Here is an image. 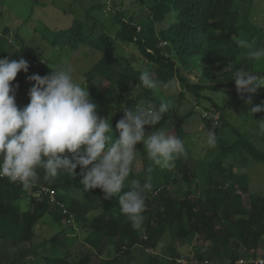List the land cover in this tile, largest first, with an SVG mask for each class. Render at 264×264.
I'll return each mask as SVG.
<instances>
[{
    "label": "trees",
    "instance_id": "16d2710c",
    "mask_svg": "<svg viewBox=\"0 0 264 264\" xmlns=\"http://www.w3.org/2000/svg\"><path fill=\"white\" fill-rule=\"evenodd\" d=\"M254 0H150L149 13L146 21H140L132 16L126 17L124 13H116L114 21L119 23L115 36L104 32L97 37L84 32V25L80 20H76L67 28L55 32L52 40L54 46L69 47L77 49L80 45L91 46L103 53V56L91 70L86 73V86L90 88L93 95L97 96L93 80L100 74L103 77L111 79L113 84H117L123 94L118 101L121 109L132 108L136 106H149L158 108L162 101L170 102L161 87L174 78H178L184 89L195 95L197 101L202 98H209L214 109H209V118L207 125L212 124L214 135L218 141L220 129L230 127L238 136L231 144H224L221 141L220 156L208 164L204 175L208 181L206 191L207 198H185L171 196L167 193V188H162L172 177V170H166L162 173V178L158 181L156 172L152 176L153 189L147 193V208L144 212V221L140 229H133L131 222L120 211L118 197L111 200H104L102 190L99 188L91 191H85L80 183L81 176L75 178L67 175H59L54 182H46L43 179L44 171L39 170L40 180L30 190H24L20 183H12L8 179L0 181V239H12L17 241L29 242L34 238V227L38 221L48 212H51L54 219L58 222H65L60 206L52 203L49 199L39 200L34 196L35 190L41 185H47L56 189L58 199L65 203L66 207L74 216V223H78L82 228L89 227L92 235L89 237L98 249L101 250L99 239L104 237L107 244H115L118 254L114 257L102 258L99 264H119L122 254H129L140 241L144 245L157 248L158 243L164 235L172 231L179 239L196 242L198 259L208 256L206 244H211V258L213 263L231 264L240 257H251L258 255L260 243L264 239V195L251 193L249 195L248 207L243 206L240 194L236 190V181L234 178L243 176L235 175L230 169L229 175L224 166V157L228 152L240 149L255 161L264 163V150L247 136H242L236 130V127L229 124L223 115L215 119L213 113H217L220 105L210 96H204L202 92L209 90H226L229 87H237L233 77L240 69L264 77V71L256 68L257 60H248L247 49L238 46L237 41L246 39L253 43L254 48L264 47V29L250 20L251 6ZM168 17L171 21L166 26H161V22L166 21ZM156 24L160 29H156ZM10 29L6 27L0 35V58L10 57L8 46L12 40L9 39ZM17 40V38L15 37ZM118 41H124L135 44L143 57L152 64L150 69H145L152 74V77L159 82L156 90L145 88L139 80L140 73L131 65L126 64L121 67L118 76L115 77V68L111 63V58L115 54ZM166 42L171 47V52L167 53L161 43ZM25 54L32 56V60H40L37 68L42 76L41 66L46 62L39 58L30 47L23 48ZM17 57L19 52L14 51ZM174 55L177 59L174 58ZM181 66L178 65V61ZM205 62L203 65V78L215 81L219 76L228 77L230 81L220 84L193 82L187 76L181 73L182 68L191 67L192 61ZM34 67V69L36 68ZM194 67V66H193ZM131 82L138 89V93L133 95V89L128 86ZM13 85L19 84L15 96L21 90L24 83V71L18 72L16 79L11 82ZM34 81H30V86ZM21 86V87H20ZM235 93L239 94L236 90ZM11 94V93H10ZM183 95V92L180 93ZM240 95V94H239ZM248 94H245L247 97ZM264 102V87L258 89L256 94L252 95L251 107ZM250 107V108H251ZM212 108V107H211ZM223 111V109H222ZM113 126L114 134L117 122ZM172 108L163 115V119L156 126L157 129H163L168 125L172 118ZM203 116V115H202ZM249 116L258 122L264 120V111L251 113ZM211 118V120H209ZM224 119V120H223ZM184 119L175 125L176 136L183 138L184 132L181 125ZM146 131L151 132V126H145ZM140 146L143 156V168L140 172L135 170L134 161L130 179H139L143 183L146 179L147 168L149 167L148 157ZM178 165V162L176 163ZM232 164H230V168ZM188 168L183 169V178L185 182L190 183L188 177ZM77 173L81 169L78 166ZM222 173L224 182H215L214 173ZM227 172V171H226ZM140 173V174H139ZM139 174V175H138ZM82 190L89 202L101 204L103 214L90 219L87 216L88 206L78 200H71L69 203L62 194L69 190ZM31 192V207L22 210L16 203L17 200ZM156 194V195H155ZM67 224V223H66ZM143 231V232H141ZM57 236L52 238L56 239ZM175 253L170 260V264H178L179 256ZM90 254H85L73 261L68 257L47 256L46 264H89ZM216 261V262H215Z\"/></svg>",
    "mask_w": 264,
    "mask_h": 264
},
{
    "label": "rangeland",
    "instance_id": "374dc122",
    "mask_svg": "<svg viewBox=\"0 0 264 264\" xmlns=\"http://www.w3.org/2000/svg\"><path fill=\"white\" fill-rule=\"evenodd\" d=\"M149 2L150 0H0V35L6 27L10 29L8 37L12 42L8 46V50L11 52L9 59L17 61L20 58L26 61L32 59V56L23 51V48L30 47L39 58L46 60L41 66L42 71H44L42 76L53 72V68H60L67 64L73 69L74 78L87 87L85 74L100 62L103 53L88 45H80L77 49L60 45L54 46L52 40L55 32L71 26L76 20H80L84 25L83 30L86 34L97 37L108 32L115 36L119 23L114 21V15L124 13L127 15L126 17L132 16L140 21H146L149 13ZM249 17L253 23L264 29V0H254ZM170 21L171 18L168 17L160 25L166 26ZM156 29H160L158 24H156ZM16 50L20 53L18 57L13 54ZM174 58L177 59L175 55ZM111 63L115 68V77L118 76L121 67L126 64L142 70L152 67V64L143 57L135 44L124 41H118ZM178 65L181 66L180 61H178ZM203 65L205 62L201 63V60L192 61L191 67L182 68L181 73L193 82L204 81L209 84H220L230 81L228 77L221 78L220 76L213 82L203 78ZM256 68L264 71V57L256 61ZM39 71L40 69L36 67L29 69L27 73L24 72V83L15 96L19 108L22 109L30 103L29 90L31 86L28 77L33 74L40 75ZM259 77L264 79L262 76ZM92 82L98 95H93L89 88L90 99L97 105L99 116L110 117L113 127L123 112V107L121 109V106H118V101L123 94L127 93L122 92L120 87L113 84L110 78L100 74ZM165 85L159 90L168 97L173 115L168 125L163 129L176 136L175 125L184 119L181 125V130L184 132L182 140L185 142L188 156L177 161L178 165L174 168L171 179L163 184L162 188L166 187L167 193L171 196H179L182 199L192 197L205 200L208 181L204 173L208 164L220 156L221 141L224 144H231L238 135L230 127L221 128L219 135L221 141L217 140L215 148H209L206 143V135L208 132L215 133L212 124L216 121L207 125L204 114L205 111L208 112L215 108L213 102L206 97L197 101L195 95L186 91L177 77ZM128 86L133 89V95L138 93V89L131 82L128 83ZM236 90L237 87L235 86L218 91L206 89L202 94L210 96L220 105L219 109H215L217 110L216 116L223 115L229 124L236 127L239 134L247 136L264 150V135L259 130V123L261 122L249 116L251 104L245 103L247 97L241 99V96L235 93ZM181 92L183 95H180ZM206 117L209 118V116ZM112 135L115 139L114 131ZM135 162V170L140 172L144 164L138 144ZM148 162L149 165L152 164L149 159ZM230 164H232L231 168ZM224 166L227 169V172L225 171L227 175L232 169L235 175L243 176L240 179H233L236 181L235 188L240 194L243 206L248 207L251 193L264 195V163L255 161L251 156L237 149L226 154ZM184 168H188L190 183L185 182L182 176ZM157 171L156 176L159 181L166 169L154 167L153 172L157 173ZM213 176L215 182H224L225 178L222 173L216 172ZM30 193L27 192L26 196L16 201L23 211L31 207L32 195ZM62 194L69 203L71 200H78L82 204H86L89 208L87 216L90 219L103 214L102 205L89 202L82 190H69L62 192ZM34 232V238L29 242L0 239V264H46L47 256L68 257L70 260L76 261L85 254L91 256L89 264H99L102 258L114 257L118 254L116 245L107 244L104 237L99 239L101 250L98 249L89 238L92 235V230L89 227L82 228L78 223L68 225L62 221L58 222L51 212L46 213L38 221L34 227ZM54 236L57 238L52 240ZM206 246L210 258L213 255L211 244L207 243ZM147 247L140 241L129 254H122L119 264H170L175 253L178 254L179 258L196 257L197 255L195 241L189 242L187 239H179L172 231L164 235L157 248H152L153 253L148 252ZM260 248H264V239L260 243ZM260 255L262 254L260 253ZM212 260L214 261V259Z\"/></svg>",
    "mask_w": 264,
    "mask_h": 264
},
{
    "label": "clouds",
    "instance_id": "9594fccd",
    "mask_svg": "<svg viewBox=\"0 0 264 264\" xmlns=\"http://www.w3.org/2000/svg\"><path fill=\"white\" fill-rule=\"evenodd\" d=\"M237 44L248 50V60L264 57V47L254 48L246 39ZM53 69L45 76L28 77L34 81L29 90L30 103L21 109L15 100L19 84L11 82L21 70L28 72L29 63L23 58L18 61L0 58V177L19 182L24 190H30L41 178L40 169L46 182H54L61 174L73 178L80 175L85 191L99 188L104 200L118 197L121 213L133 229H140L147 193L153 189L154 167L170 171L178 160L188 156L184 140L156 128L169 111L170 102L162 101L158 108L144 105L124 108V115L116 124L119 135L114 139L110 117L98 115L89 88L74 78L71 66ZM138 71L145 88H158L159 82L149 71ZM233 77L241 99L248 94L245 103L252 104V95L264 87V79L243 69ZM262 111L264 102L250 108L254 114ZM260 121L259 130L264 135V120ZM146 125L151 126V132L146 131ZM140 143L152 162L143 183L129 178ZM206 143L209 148L217 146L212 132L207 133ZM78 166L80 173L76 171Z\"/></svg>",
    "mask_w": 264,
    "mask_h": 264
},
{
    "label": "built area",
    "instance_id": "2783aa9c",
    "mask_svg": "<svg viewBox=\"0 0 264 264\" xmlns=\"http://www.w3.org/2000/svg\"><path fill=\"white\" fill-rule=\"evenodd\" d=\"M166 42L161 43L162 46H166ZM41 62L40 60H28L29 63V69H32L36 66H38ZM215 119H218L219 116H216V113H213ZM204 116H209V111H205ZM3 179H8L7 177H0V181ZM19 183V182H18ZM36 186V184L34 185ZM34 195L38 197L40 200H44L45 198L49 199L52 203H55L56 205L60 206L62 209L63 214H65V222L68 224H71L74 222V216L70 212V210L66 207L65 203L62 202V200L58 199V193L56 189L51 188L50 186L47 185H41L39 186L35 192ZM148 252H153L151 249H147ZM178 264H218V263H213L210 258H203V259H198L195 257H190V258H179L177 259ZM231 264H264V254L262 255H257V256H251V257H240Z\"/></svg>",
    "mask_w": 264,
    "mask_h": 264
},
{
    "label": "water",
    "instance_id": "95a60500",
    "mask_svg": "<svg viewBox=\"0 0 264 264\" xmlns=\"http://www.w3.org/2000/svg\"><path fill=\"white\" fill-rule=\"evenodd\" d=\"M164 48H165L167 53L171 52V47L169 45H166Z\"/></svg>",
    "mask_w": 264,
    "mask_h": 264
},
{
    "label": "crops",
    "instance_id": "0c3cea01",
    "mask_svg": "<svg viewBox=\"0 0 264 264\" xmlns=\"http://www.w3.org/2000/svg\"><path fill=\"white\" fill-rule=\"evenodd\" d=\"M206 249H207V247H206ZM260 253L264 254V248L263 249H261V248L258 249V255H260Z\"/></svg>",
    "mask_w": 264,
    "mask_h": 264
}]
</instances>
